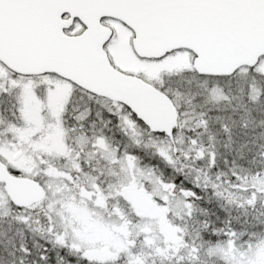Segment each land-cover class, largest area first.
Here are the masks:
<instances>
[{"label":"snow or ice","instance_id":"6c2138e0","mask_svg":"<svg viewBox=\"0 0 264 264\" xmlns=\"http://www.w3.org/2000/svg\"><path fill=\"white\" fill-rule=\"evenodd\" d=\"M0 264H264V0H0Z\"/></svg>","mask_w":264,"mask_h":264}]
</instances>
